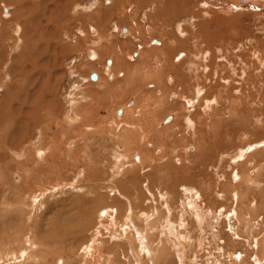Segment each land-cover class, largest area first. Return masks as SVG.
I'll return each instance as SVG.
<instances>
[{"label":"rangeland","instance_id":"374dc122","mask_svg":"<svg viewBox=\"0 0 264 264\" xmlns=\"http://www.w3.org/2000/svg\"><path fill=\"white\" fill-rule=\"evenodd\" d=\"M3 1L0 28L4 25L6 41L14 38V24L5 22L18 13ZM135 1L43 0L46 12L54 9L56 17L63 8L69 17L58 39L64 49L57 50L58 65H53L56 49H50L52 54L35 61L39 71L28 79L38 95L40 84L56 76L54 116L47 113L46 99L33 103L27 90L12 101L15 90L10 91L4 77L10 60L12 67L18 60L21 32L10 62L0 61V104L17 102L15 111L0 108V254L23 249L29 241L31 259L18 258H36L37 264H136L134 259L143 264H264V0H189L190 7L169 20L157 16L170 0ZM42 9L33 17L37 27L45 17ZM197 13L198 21L218 17L239 22L243 29L230 31L217 49H206L193 39ZM175 40L181 45L176 47ZM159 49L169 52L153 53ZM13 69L19 83L26 78ZM103 83L113 94L103 92L98 86ZM115 87L124 93H114ZM204 101L208 109L197 110ZM129 106L131 111L123 115ZM198 113L202 120L215 115L236 123L226 128V144L211 155L206 151L207 128L202 134L196 131L203 126ZM115 120L121 122L117 128ZM200 199L204 217L197 224L195 207L187 204ZM7 216L12 218H3ZM143 216H148L147 223ZM216 218L217 224L210 223ZM230 222L236 224L234 231ZM62 236L67 239L59 244ZM142 240L148 248H164L152 258L142 251Z\"/></svg>","mask_w":264,"mask_h":264},{"label":"bare ground","instance_id":"6f19581e","mask_svg":"<svg viewBox=\"0 0 264 264\" xmlns=\"http://www.w3.org/2000/svg\"><path fill=\"white\" fill-rule=\"evenodd\" d=\"M16 1V3H14V1L13 0H4L3 1V3H4V5H6V6H10V5H13V8H14V10L15 11H17V13H18V17L16 18V17H10V18H7V21L5 22L7 25H10L11 23H12V25H13V30H12V32H13V36H14V38H12V40L11 39H8V40H6L5 41V38H6V32H5V30H4V25L3 26H1V28H0V61H2V58L3 59H5L6 60V62H5V64H7L8 63V61L10 60V58H9V54L11 53L10 52V50H11V48L12 47H14V44H13V42H14V40L15 39H17V34H19L20 32H21V35H20V40H18V41H20L21 43H22V49H21V51H19V54H18V56H17V58H18V60H17V62H16V64H15V66H13L12 67V60H10L9 62L11 63V65H10V67L8 68V71H7V73H6V75H5V79H7V83H8V85H9V88H10V91L12 92H14V90H15V96L12 98V101H14V100H16L17 101V96L19 95V93H20V91H22L23 89L24 90H27L26 92H27V95H28V97L25 95V99H26V97L27 98H33L32 100H33V103H34V101L35 102H40V101H42L43 102V100H45L46 99V103H47V109H48V114L49 115H51V116H54V111H55V109H56V105H55V100H54V94H53V89H55V88H53V85H54V83L53 82H55L56 80H55V78L54 77H56V76H54L53 78H47L43 83H42V85L40 84V89H39V94H41L40 95V97H39V94L38 95H36L35 94V90H36V86H32L31 84H29V82H32V80L31 81H29L28 79H29V77H30V75L32 74V73H36V72H38L39 71V69H38V67H37V65H36V63H35V61L37 60V61H39V60H41L42 58H43V56H44V54H48V53H50V49H53V48H55L56 49V51L54 52L55 54H54V58H53V65L55 66V68H56V66L58 65L57 64V60H58V53H57V50H60V51H62V52H64V49H63V47H61L60 45H59V38H60V36H61V32H62V30L63 29H66L67 27H66V23L68 22V20H69V17H68V12H66V10L65 9H63V8H61L62 10H60V11H58V13H57V15H56V17H55V15H54V13H53V10L54 9H50L48 12H46V10H43L42 9V4H43V0H15ZM54 1V0H53ZM58 1V0H57ZM70 4H71V2H75V0H67ZM132 0H124V2H127V3H129V2H131ZM138 1H141V0H138ZM231 1V0H230ZM246 1H248V0H246ZM46 2H48V1H46ZM50 2H52V0H50ZM118 2H119V0H118ZM137 2V0L135 1V3ZM153 2H154V0H153ZM170 5L169 6H167L168 8H166V9H164V10H161L160 11V13H158V16L157 17H160V18H163V19H165V20H169V19H173V18H175V17H179L180 15H182L183 13H184V7L185 8H187V7H190V6H187V5H189V4H187L188 2H189V0H170ZM245 2V1H244ZM249 2V1H248ZM248 2H246L245 4V6H247L248 8H252V6H251V3L249 4ZM254 2V1H253ZM122 3V2H121ZM163 4V3H166V2H164V1H162V0H159L158 1V3L157 4ZM58 4H59V2H58ZM61 4V3H60ZM137 4V3H136ZM76 5V4H75ZM70 6H72V5H70ZM136 6V5H135ZM142 6V5H141ZM164 6V5H163ZM53 7H54V5H53ZM56 7V6H55ZM73 8V7H72ZM41 9H42V11H43V13H45V17L43 18V20H42V22H41V24L37 27L36 25H35V23H34V20H33V17H34V14H39V15H41ZM171 9H174V13L172 12V11H170ZM168 10L170 11V12H168ZM236 10V9H235ZM55 11V10H54ZM176 11V12H175ZM221 11V10H220ZM222 11H226L225 9H223ZM188 12V11H187ZM186 12V13H187ZM199 13V12H198ZM197 13V14H198ZM13 14V13H12ZM95 14V13H94ZM94 14H93V16H94ZM189 12L187 13V16L188 17H190L189 15ZM200 14H198V15H194L193 14V18L194 19H196V22H195V24H194V32L195 33H193L194 35H193V39L194 40H196L197 41V43H199V45H201V44H203V46H204V48H206V49H209V48H214L215 46H216V49H217V47L219 46V44H222V42L224 41V40H226L229 36H230V34H229V32L230 31H232V32H240L242 29H241V26L240 25H242V24H240L239 22H235V23H230L229 21H221V20H219V18L218 17H215V18H213V17H211L210 19H206V20H201V21H198V19H200V17L198 18V16H199ZM251 15V14H250ZM260 15V14H259ZM183 17H184V15H183ZM95 18V17H94ZM186 18V17H185ZM191 18V17H190ZM99 19V17H97V20ZM175 19H177V18H175ZM182 19V18H181ZM189 20V19H188ZM40 21V20H39ZM166 22V21H165ZM233 22V21H232ZM60 24L62 25V27L60 26ZM166 24V23H165ZM28 26H31V28L29 29V31H28ZM51 28L50 30H48V28ZM211 28V29H210ZM241 29V30H240ZM182 30V29H181ZM47 31H49L48 33H47ZM166 31V30H165ZM184 32H182V33H184L185 34V31L186 32H188V30H183ZM27 32H29V37L27 36V35H25ZM168 33V32H167ZM180 33V32H179ZM174 36V35H173ZM176 36V35H175ZM233 37H235V36H233ZM175 38V37H174ZM190 38V37H189ZM239 38H240V36H239ZM188 40V39H187ZM176 41V43H175V45H176V47H178V46H180L181 45V42L179 41V40H175ZM240 41V40H239ZM237 42V41H236ZM228 43H229V41H228ZM17 44V43H16ZM232 44H234V42L232 43ZM7 45V46H6ZM9 45V46H8ZM153 45H158V43L157 42H153ZM235 45V44H234ZM223 46V45H222ZM196 47V48H195ZM195 47H192V49L194 50V51H196V49L198 48V46H196L195 45ZM117 48V47H116ZM195 48V49H194ZM202 48V47H201ZM227 48V47H226ZM190 49H191V47H190ZM205 49V50H206ZM211 49V50H212ZM227 49H229V48H227ZM188 50H189V48H188ZM192 50V51H193ZM200 50H203V49H200ZM199 50V52L200 53H202L201 51ZM220 50V49H219ZM226 50V49H225ZM13 51V50H12ZM53 51V50H52ZM107 51V50H106ZM105 51V52H106ZM171 51V50H170ZM169 51L168 50H165V51H163V50H153V53H159V54H161V53H168ZM188 52V51H187ZM190 52V51H189ZM188 52V53H189ZM197 52V51H196ZM223 52V51H222ZM191 53H194V52H191ZM204 53V52H203ZM50 54H52V53H50ZM147 54L148 53H145L144 55H146L147 56ZM206 54H209L208 52L207 53H205L204 55H206ZM257 54V53H256ZM142 55V54H141ZM177 55V54H176ZM186 55V54H185ZM192 55V54H191ZM155 56V55H154ZM212 56V55H211ZM134 57H136V54L134 55ZM156 57V56H155ZM214 57V56H213ZM207 58V57H206ZM222 58V57H221ZM225 58H227V57H225ZM27 59H31V63L30 64H27ZM50 59V58H49ZM200 59V58H199ZM220 59V58H219ZM191 60H193V59H191ZM196 60V59H195ZM194 60V61H195ZM210 60V59H209ZM208 61V60H207ZM217 61H218V59H217ZM225 61V60H224ZM233 61V60H232ZM227 62V61H226ZM239 62V61H238ZM237 62V63H238ZM247 62V61H246ZM40 63V62H39ZM197 63H198V61H197ZM200 63V62H199ZM202 63V62H201ZM201 63L199 64V66H201ZM235 63V62H234ZM244 63V62H243ZM214 64V63H213ZM247 64H249L248 62H247ZM107 65H111V62L110 61H107ZM215 66L214 67H216L217 65L216 64H214ZM246 65V64H245ZM3 66H4V64H3ZM44 66H46V65H43L42 67L43 68H45ZM203 66H205V64L203 65ZM209 66V65H208ZM229 66V65H228ZM232 66V65H231ZM241 66H242V63H241ZM241 66H239V68L241 67ZM256 67V66H255ZM254 67V68H255ZM11 68H14L13 69V71L15 72V74L16 75H19V76H21V77H26V78H24L23 80H21L20 81V83L17 81V80H15V78H16V76L14 75V74H12V72H11ZM48 68V67H47ZM210 68H212V67H210ZM230 68V67H229ZM244 68V67H243ZM246 68V67H245ZM260 68V67H259ZM201 69V68H200ZM219 69V68H218ZM223 69V68H222ZM230 69H233V68H230ZM241 69V68H240ZM248 69V68H247ZM253 69V68H252ZM45 70V69H44ZM43 70V71H44ZM56 70V69H55ZM245 70V69H244ZM243 70V71H244ZM202 71V70H201ZM200 71V72H201ZM219 71V70H218ZM233 71H234V69H233ZM235 71H236V69H235ZM246 71H248V70H246ZM46 72V70L44 71V72H42L41 73V71H40V73L41 74H43V73H45ZM245 72V71H244ZM205 73V72H204ZM214 73V72H213ZM33 74V75H34ZM46 74V73H45ZM203 75V74H202ZM219 75V74H218ZM220 76H221V74H220ZM254 76V75H253ZM262 76H264V75H262ZM6 77H8V78H6ZM39 77V76H38ZM218 77V76H217ZM36 78H37V76H36ZM42 78V77H41ZM183 78V77H182ZM206 78V77H205ZM39 79V78H38ZM44 79V78H43ZM187 79V78H186ZM208 79V78H207ZM210 79V78H209ZM221 79V78H220ZM224 79V78H223ZM226 79V78H225ZM35 80H37V79H35ZM92 80V79H91ZM96 80V76H95V79L93 80V81H95ZM190 80V79H189ZM188 80V81H189ZM211 80H212V78H211ZM218 80V79H217ZM216 79L214 80V82L215 81H217ZM227 80V79H226ZM229 80V79H228ZM0 81H3V77H1V74H0ZM177 81V80H176ZM181 81V80H180ZM223 81V80H222ZM230 81V80H229ZM233 81V80H232ZM37 82H39V81H37ZM221 82V81H220ZM231 82V81H230ZM234 82V81H233ZM232 82V83H233ZM34 83V82H33ZM102 83V82H101ZM216 83V82H215ZM38 84V85H39ZM178 84H180V83H178L177 82V86H178ZM183 84V83H182ZM223 84V83H222ZM225 84V83H224ZM228 84V83H227ZM237 84V83H236ZM241 84V83H240ZM239 84V85H240ZM6 84H4V86H5ZM19 85H23L24 87L22 88V87H20ZM190 85V84H189ZM231 85V84H230ZM238 85V84H237ZM98 86H100V88H105V89H103V92L106 94V90L108 91V93H112L113 94V92H112V90H111V88L110 87H108V88H106L105 87V83H103V85H101V84H99ZM97 86V87H98ZM162 86V85H161ZM183 86H184V84H183ZM2 87H3V85H2ZM180 87V86H179ZM186 87V86H185ZM231 87H235V85H231ZM9 88H8V90H9ZM240 88V87H239ZM238 87H237V89H239ZM116 89V87L114 88V93H116V92H118V93H124L122 90H121V88H117V90H115ZM195 89V88H194ZM38 90V89H37ZM235 89H232V91H234ZM236 91V90H235ZM234 91V92H235ZM24 93H25V91H24ZM196 93H199V92H197L196 91ZM22 94V93H21ZM21 94H20V96H21ZM26 94V93H25ZM30 94V95H29ZM101 94H103V93H101ZM24 96V95H23ZM22 97V96H21ZM20 97V98H21ZM141 99V98H140ZM140 99H139V101H140ZM20 101H21V99H19ZM27 100V99H26ZM23 101H24V99H23ZM17 103V102H16ZM16 103H14V102H11L10 101V104H9V102H7L6 103V106L5 107H3L1 104H0V108H3V109H5V110H7L8 112L9 111H11V110H13V111H15V109H14V106H13V104H16ZM30 103V102H29ZM27 104V103H26ZM37 104V103H36ZM139 104V103H138ZM137 104V105H138ZM142 104V103H141ZM76 105V104H75ZM21 106H25V105H22V102H21ZM40 106V105H39ZM139 106V105H138ZM200 107H202V108H196L197 110L198 109H200V110H205L206 108H207V103H206V101H204V104L203 105H201ZM16 108V107H15ZM20 108V107H19ZM19 108H17L16 110L17 111H19ZM24 108V107H23ZM130 107H127V111H125V112H123V115H127V114H129V111H131L130 109H129ZM32 109H34L35 110V106H33L32 107ZM208 109V108H207ZM16 111V112H17ZM20 111L22 112L23 110L22 109H20ZM20 111L18 112V113H20ZM31 111V110H30ZM195 111L196 110H194V113H195ZM206 111V110H205ZM24 112V111H23ZM26 112V111H25ZM201 112V111H200ZM238 112H235L234 114H235V117L238 115L237 114ZM36 114V116L38 115V112H36L35 113ZM205 114V113H204ZM241 115V114H240ZM25 116V115H24ZM35 116V115H34ZM35 116V117H36ZM197 116H198V119L201 121L200 122V124L202 123V127H198L199 129H196V131L198 130V131H200L201 132V134L202 133H204L203 132V128H207V130H208V137L206 138V143H207V149H206V151H207V154L208 155H211V152H213V151H215L216 150V148L218 149L219 147H221L222 146V144L223 145H225L226 143H225V141H224V138L223 137H225L224 135L225 134H229V130H230V128H233L234 127V124H236V123H234V121H231V122H222L221 120H218V119H215L214 118V116L215 115H210L209 117H207V118H205V119H203L204 120V122H203V120H202V118H199L200 116H199V113L197 114ZM239 116V115H238ZM118 117V116H117ZM37 118V117H36ZM122 118H119V120H121ZM126 119V118H125ZM197 119V121L196 122H198L199 123V120ZM29 120V119H28ZM36 120H38V119H36ZM36 120L34 121V123L36 122ZM21 121H24V120H22L21 119ZM123 121V120H122ZM170 121H171V119H170ZM25 122V121H24ZM195 122V121H194ZM195 122V123H196ZM33 123V124H34ZM170 123V122H169ZM204 123V124H203ZM24 124H26V123H24ZM55 124H57V123H55ZM54 124V125H55ZM113 124H114V127H118L120 124H121V122H118V121H116L115 120V122H113ZM23 126V125H22ZM27 126H28V123H27ZM232 126V127H231ZM26 128V127H25ZM226 128H228L229 130H227ZM29 129V128H28ZM196 131L194 132V135L196 134ZM224 133V134H223ZM228 137V136H227ZM227 141H228V139H226ZM193 144H194V138H193ZM262 145H258V146H256V147H251V148H249L246 152H250V151H252L254 148H260ZM174 148V147H173ZM197 148L199 149V146L197 145ZM134 149H136V147L134 146V145H132L131 147H130V149L129 150H131L132 152L134 151ZM173 153V152H172ZM174 153H175V151H174ZM161 154V153H160ZM121 155V154H120ZM120 157V156H119ZM56 161V160H55ZM128 162H132V160L129 158V161ZM140 163V162H139ZM168 164V163H167ZM171 168V167H170ZM168 169V168H167ZM245 170H246V168H245ZM171 175L173 176V174H172V172H171ZM202 176V175H201ZM257 176V175H256ZM256 176H253V179H255L256 178ZM255 177V178H254ZM168 178V177H167ZM185 178V177H184ZM190 178H191V176H190ZM115 179V178H114ZM180 179V177L178 178V180ZM186 180H187V178H186ZM191 180H193V177H192V179ZM189 181V180H188ZM170 182V181H169ZM175 182V181H174ZM193 182V181H192ZM191 182V183H192ZM163 183V182H162ZM256 190H258V191H261V190H259V188L258 187H260V186H262L261 184H260V182H258L257 180H256ZM116 185H119V184H116ZM120 185H122V184H120ZM175 186H176V184H174ZM229 185H230V187H231V189H234V185H232V184H230L229 183ZM173 186V185H172ZM167 187H168V185H167ZM196 187V186H195ZM166 188V187H165ZM172 188H174V186L172 187ZM217 188V187H216ZM261 188V187H260ZM121 189V188H120ZM262 190H264V184H263V188H262ZM167 191H168V189H167ZM170 191V190H169ZM160 192V191H159ZM200 193V192H199ZM233 193V192H232ZM202 194V193H201ZM167 195V194H166ZM218 195V194H217ZM195 197L196 196H198V193L197 194H195L194 195ZM198 198V197H197ZM201 198V197H200ZM199 199V198H198ZM255 200V199H254ZM199 201V200H198ZM196 205H194V202L193 201H190L188 204H187V207H192V206H194L195 207V209H194V212H196V213H194V215L195 214H198L197 215V219H198V223L197 224H200V220H203V217L204 216H202L203 215V211L204 210H202L201 208V199H200V202H196L195 203ZM203 207H204V204H203ZM206 208V207H205ZM204 208V209H205ZM207 209V208H206ZM36 210V209H35ZM208 210V209H207ZM2 211H4V210H2ZM199 211H200V214H202L201 216H200V214H199ZM4 212H6V211H4ZM10 212V211H9ZM206 213V212H205ZM205 213H204V215H205ZM142 214V213H141ZM211 214H212V211H211ZM210 214V215H211ZM214 214H216V213H213V215ZM101 215H103V214H101ZM149 215V214H148ZM79 216H82V215H80L79 214ZM140 216V215H139ZM216 216H218V214L216 215ZM215 216V217H216ZM4 219H10V218H12V216L11 217H8L7 216V218L6 217H3ZM95 218H96V221L97 222H99V221H102V220H100V219H97V217L95 216ZM94 217H93V219H95ZM202 218V219H201ZM212 218V217H211ZM213 218H214V216H213ZM149 218H148V216L146 217V216H143L142 218H141V220H142V222L144 223H147V220H148ZM250 221V220H249ZM196 222V221H195ZM219 221H217V218H216V221H215V219H212L211 220V222L210 223H214V224H217ZM238 222V221H237ZM238 223H243V221L242 222H238ZM244 223H246V222H244ZM101 224V223H100ZM142 224V223H141ZM232 224H235L234 222H230V225H232ZM250 224V223H249ZM99 225V224H98ZM245 225V224H244ZM102 226V225H101ZM246 226H248V224H246L245 225V227H244V229L246 230L247 229V227ZM229 227V226H228ZM234 227V225H232L231 227H229L230 228V230H232V231H234V229H232ZM235 227H236V224H235ZM249 227H250V225H249ZM237 228V227H236ZM172 230V229H171ZM213 230V229H212ZM251 230H249V232H250ZM171 232V231H170ZM213 232V231H212ZM169 233V232H168ZM177 233H179V232H177ZM211 233V232H210ZM235 233V232H234ZM73 234V233H72ZM207 234V233H206ZM230 234V233H229ZM248 234V233H247ZM249 234H251V233H249ZM37 235V234H36ZM95 235L97 236V232H95ZM148 235V234H147ZM213 235H214V233H213ZM245 236V235H244ZM247 236V235H246ZM245 236V237H246ZM248 236H250V235H248ZM172 237V236H171ZM175 237H177V236H175ZM181 237V236H180ZM183 237V236H182ZM233 237V236H232ZM174 238V237H173ZM178 238V237H177ZM176 238V239H177ZM219 238V237H218ZM262 238V237H261ZM260 238V239H261ZM66 239H67V237H64V236H62L61 237V239H59L58 240V242H59V244H64L65 243V241H66ZM168 240L169 239H171V238H167ZM248 239V238H247ZM259 239V240H260ZM54 240V239H53ZM138 240H140V236H138ZM165 240H166V238H165ZM195 240V239H194ZM201 240V239H200ZM144 240H142V247H144V248H142V251H145V254H146V252H147V255L148 256H150L151 255V257L153 258L154 256H156L157 257V255H153V253H155L154 251L156 250V251H158L159 249H161V248H156L155 246H153V245H155V244H151V245H149L150 247L148 248V247H146V244H144V242H143ZM170 241H172V240H170ZM196 241V240H195ZM2 242V241H1ZM29 241H27V243L25 244L26 245V247L25 248H23V249H20V248H18V250L16 251V250H14V251H9L8 253H4V251L2 250V253L0 254V261L1 260H5L6 261V264H28V263H32V264H37L36 262H37V259L35 258L34 260H27V261H25V260H23V259H20V258H18V256L20 255L21 257H25V256H29L30 257V259H31V253H30V250L33 248V245H31V244H29L28 243ZM128 242V241H127ZM197 242V241H196ZM199 242V241H198ZM219 242V241H218ZM31 243H34V242H31ZM173 242H171L170 243V245L172 244ZM179 243V242H178ZM187 243V242H186ZM220 243H221V240H220ZM12 244V243H11ZM13 244H14V242H13ZM96 244V243H95ZM180 244V243H179ZM182 244H184V243H182ZM158 245H161V244H157V246ZM173 245V244H172ZM186 245V244H185ZM195 245V244H194ZM260 245L262 246L261 247V250H263L264 251V238H262L261 240H260ZM260 245L258 244V245H256V246H258V249L260 250ZM2 246H4V245H2ZM90 246V245H89ZM139 246H140V244H139ZM188 246H191V245H188ZM255 246V247H256ZM4 247H6V246H4ZM49 246H47V248H48ZM3 247H1V249H2ZM47 248H46V252H47ZM91 248V247H90ZM93 248V247H92ZM164 248V246L162 247V249ZM167 248V247H166ZM172 248V247H171ZM173 248H174V246H173ZM181 248H182V246H181ZM180 248V249H181ZM99 249V248H98ZM161 249V250H162ZM179 249V250H180ZM21 250H23L22 252H21ZM90 250V249H89ZM97 250V249H96ZM25 251V252H24ZM165 251V250H164ZM10 252H14V254L13 255H11L10 256ZM88 252V251H87ZM134 252H136V251H134ZM140 252H141V248H140ZM20 253H22V254H20ZM90 253V252H89ZM88 253V254H89ZM158 253V252H157ZM182 253H183V250H182ZM262 253H264V252H262ZM188 254V253H187ZM89 255H91V254H89ZM96 255V254H95ZM153 255V256H152ZM160 255H161V253H160ZM239 255V254H238ZM97 256V255H96ZM100 256V255H99ZM99 256H98V258H99ZM163 256V255H162ZM161 256V257H162ZM240 256V255H239ZM257 257H258V255H256ZM149 258V259H152V258ZM158 257H159V255H158ZM232 257H235L234 255L232 256ZM260 257V256H259ZM241 258V257H240ZM235 259V258H234ZM259 259V258H258ZM135 260V263L136 264H143V260H141V259H139V260H136V259H134ZM264 260V259H263ZM232 261V260H231ZM234 262V261H233ZM243 262V261H242ZM255 262V261H254ZM259 262V261H258ZM156 262H153V263H151V264H155ZM180 263V262H179ZM262 263V262H261ZM229 264V263H228ZM231 264V263H230ZM237 264V263H236ZM240 264V263H239ZM255 264H257V262H255Z\"/></svg>","mask_w":264,"mask_h":264},{"label":"water","instance_id":"95a60500","mask_svg":"<svg viewBox=\"0 0 264 264\" xmlns=\"http://www.w3.org/2000/svg\"><path fill=\"white\" fill-rule=\"evenodd\" d=\"M91 79L94 80V79H95V75H92V76H91Z\"/></svg>","mask_w":264,"mask_h":264},{"label":"flooded vegetation","instance_id":"af4514ba","mask_svg":"<svg viewBox=\"0 0 264 264\" xmlns=\"http://www.w3.org/2000/svg\"><path fill=\"white\" fill-rule=\"evenodd\" d=\"M130 106H131V105H130ZM130 106H129V107H130ZM169 121H170V120H169Z\"/></svg>","mask_w":264,"mask_h":264},{"label":"crops","instance_id":"0c3cea01","mask_svg":"<svg viewBox=\"0 0 264 264\" xmlns=\"http://www.w3.org/2000/svg\"><path fill=\"white\" fill-rule=\"evenodd\" d=\"M146 254H147V252H146Z\"/></svg>","mask_w":264,"mask_h":264}]
</instances>
